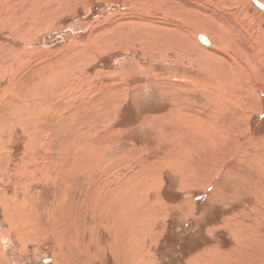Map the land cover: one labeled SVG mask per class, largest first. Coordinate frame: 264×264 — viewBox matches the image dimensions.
<instances>
[{
	"label": "rangeland",
	"instance_id": "1",
	"mask_svg": "<svg viewBox=\"0 0 264 264\" xmlns=\"http://www.w3.org/2000/svg\"><path fill=\"white\" fill-rule=\"evenodd\" d=\"M6 1L0 264H264V62L238 91L184 47L264 61V5Z\"/></svg>",
	"mask_w": 264,
	"mask_h": 264
},
{
	"label": "bare ground",
	"instance_id": "2",
	"mask_svg": "<svg viewBox=\"0 0 264 264\" xmlns=\"http://www.w3.org/2000/svg\"><path fill=\"white\" fill-rule=\"evenodd\" d=\"M5 1L6 0H0V5H4L3 3H5ZM8 1V0H7ZM6 1V2H7ZM20 1V0H19ZM34 1H36V0H31L30 2H32V3H34ZM37 1H41V4H45L42 0H37ZM48 3L47 4H49L50 2H52V0H46ZM138 1V0H137ZM140 1H142V0H140ZM151 1V0H150ZM150 1L149 0H146L144 3H150ZM154 1H156V0H154ZM163 1V3H165V0H162ZM171 1V0H170ZM175 1H180V2H182V0H175ZM228 1V3H230V4H236L235 6L237 7V4H240V2H243V1H246V2H248L247 0H227ZM257 3H258V5H264L263 4V2H264V0H255ZM9 2V1H8ZM23 1L21 0V3H22ZM153 2V1H152ZM12 3V2H11ZM11 3L8 5V9H9V7H16V3H12L13 4V6L11 5ZM19 3V2H18ZM163 3H162V6H165V5H163ZM171 3V2H170ZM173 3V2H172ZM212 3H214V4H223L222 3V1L221 0H212ZM23 5L25 4V6H28V4H30L29 2L28 3H25V2H23L22 3ZM27 4V5H26ZM158 3H156L155 5H157ZM213 4V5H214ZM242 4V3H241ZM19 5H21V4H18L17 5V7H19L20 9L22 8V7H20ZM33 5V4H32ZM148 5V4H147ZM161 5V4H160ZM40 5L39 4H37V2L36 3H34V5L31 7L32 9H34V8H36V7H39ZM47 6V5H46ZM187 6V5H186ZM1 8V7H0ZM24 8V7H23ZM25 8H27V7H25ZM30 8V7H29ZM19 9V10H20ZM18 10V11H19ZM5 11V10H4ZM14 11V10H13ZM12 12V11H11ZM4 13V12H3ZM7 13V12H6ZM33 14V13H32ZM29 15V14H28ZM6 16V15H5ZM22 16V15H21ZM20 15L17 17V23L18 24H21V23H23V21H24V17H21ZM6 17H10V16H6ZM5 17V18H6ZM32 17V16H31ZM213 17V16H212ZM4 18V17H3ZM14 18V17H13ZM12 18V19H13ZM9 19V18H8ZM11 19V20H12ZM1 21H2V18L0 19ZM213 21V20H212ZM11 22V21H10ZM221 22L222 21H220L218 18H216L215 17V19H214V23H219L218 24V28H220V24H221ZM204 23V22H203ZM2 24V23H1ZM4 24V23H3ZM122 25V24H121ZM210 25V24H209ZM3 26V25H2ZM18 26H20V25H18ZM211 26V25H210ZM21 28V27H20ZM201 28V27H200ZM206 28V27H205ZM164 30H166V29H164ZM202 30V29H201ZM167 31V30H166ZM197 31H198V29H197ZM200 31V30H199ZM196 32L195 34H194V38L192 39V41H191V43H193V44H191L189 41H187L185 44H184V47L185 48H195V49H197V50H199V52H201L199 55H202V56H204L207 60H209V68L207 69L208 71H209V73L210 74H214V76L216 77V79L217 80H220V82H222V81H224V84L227 86V87H233L234 85H232L234 82H236V83H239L240 84V87H238L237 89H238V91H241L243 88L245 89V85H243L242 84V82L241 81H243L242 79H245V78H249V74L251 73V74H253V73H255V72H259V70H261L260 69V67L263 65V63L262 62H264L263 60H262V58H261V56L259 55V53H261L260 51H262V49H261V47L258 45V44H252L253 42H251V45L250 46H247V45H240V46H238V47H240L239 48V50H240V54L242 55V57L241 58H239L236 54H232L233 55V57L229 60V59H227V55H226V53H222L221 52V49H226V48H228L229 49V43H230V41L229 40H227L226 38L224 39V37H222V36H219L220 37V39H219V41L217 40L218 38H216V40H217V42H220L219 44H220V46H219V48H215L213 45H212V42L210 43V41H209V39L207 38V36L203 33V32ZM218 31V30H217ZM165 32V31H164ZM206 32H208V31H206ZM219 32V31H218ZM220 33V32H219ZM222 34V33H221ZM181 35V34H180ZM209 35V34H208ZM234 35V34H233ZM139 36V35H138ZM225 36V35H224ZM157 37V36H156ZM181 37V36H180ZM255 37V36H254ZM190 39V38H189ZM222 39H224V40H222ZM175 40V39H174ZM178 40V39H177ZM180 40V39H179ZM211 40V39H210ZM183 41H182V39H181V43H182ZM244 43V42H243ZM250 43V42H249ZM148 44V43H147ZM176 44V43H175ZM192 45H194V46H192ZM264 50V49H263ZM263 53V52H262ZM203 57V58H204ZM230 57V56H229ZM257 57V58H256ZM243 58V59H242ZM203 60V59H202ZM252 60H254L253 62H252ZM256 60V61H255ZM17 61V60H16ZM208 62V61H207ZM202 64V63H201ZM207 64V63H206ZM203 65V64H202ZM208 65V64H207ZM206 65V66H207ZM20 68V67H19ZM201 68V67H200ZM263 68V67H262ZM207 72V71H206ZM260 74H261V72H260ZM260 74H258L257 73V75H260ZM254 75V74H253ZM252 75V76H253ZM247 76V77H246ZM251 76V77H252ZM58 77V76H57ZM250 77V78H251ZM259 77V76H258ZM259 81H260V79H259ZM223 83V82H222ZM245 83V82H244ZM222 85V84H221ZM220 85V86H221ZM232 85V86H231ZM236 86V85H235ZM222 89V88H221ZM229 90V89H228ZM223 91V90H222ZM225 91V90H224ZM231 93V92H230ZM226 95V94H225ZM227 96V95H226ZM222 99V98H221ZM236 99H237V97H236ZM219 106V105H218ZM239 108V107H238ZM223 136H224V134H223ZM70 154V153H69ZM189 156V155H188ZM187 175V174H186ZM126 185V184H125ZM130 187V186H129ZM133 188V187H132ZM146 197V196H145ZM112 199V198H111ZM142 198H140V200H141ZM143 200V199H142ZM110 201V200H109ZM144 201H145V199H144ZM107 202V204H111V203H108V200L106 201ZM105 202V203H106ZM139 203V202H138ZM143 203V202H142ZM114 204H115V201H114ZM112 205V204H111ZM116 205V204H115ZM106 206V205H105ZM106 208V207H105ZM117 208V207H116ZM135 208V207H134ZM133 208V211L135 210ZM107 209V208H106ZM113 211L114 210V208H112V206H111V208L110 209H107V211ZM132 212V211H131ZM130 212V213H131ZM155 212V211H154ZM117 213V212H116ZM125 214V213H124ZM115 215V214H114ZM135 217V216H134ZM123 218V217H122ZM119 219V218H118ZM130 219H131V217H130ZM144 219V218H143ZM122 220V219H121ZM148 220V219H147ZM123 221V220H122ZM144 223V222H143ZM142 223V224H143ZM138 226V225H137ZM129 229H131V228H129ZM148 229V227H144L142 230H140V232H139V235H141V234H143V232H144V230H147ZM150 231V230H149ZM149 231H148V233H149ZM131 232V231H130ZM136 234V233H135ZM138 235V236H139ZM136 236V235H135ZM137 239L139 238V237H136ZM140 239V238H139ZM245 239V238H244ZM252 239H254V238H252ZM246 240H248V239H246ZM251 241V240H250ZM122 242V241H121ZM140 242H142V241H140ZM119 243H120V241H119ZM121 244V243H120ZM134 243H132V244H129V246H130V250H131V247H134V245H137V244H134ZM129 246L127 245V249H129ZM247 246V245H246ZM117 248V247H116ZM124 248V247H123ZM133 249V248H132ZM129 250V251H130ZM128 251V252H129ZM131 252V251H130ZM125 253H126V251H125ZM133 253V252H132ZM230 253V252H229ZM139 254V253H138ZM210 254V253H209ZM215 255V254H214ZM230 256V255H229ZM229 256H227L226 255V257H225V259H223L222 258V261H224L226 264L227 263H230V261H228L229 260ZM125 257H127V255L125 256ZM139 257V256H138ZM144 258V257H143ZM136 261H138L137 259H136ZM127 263L128 264H145L144 262H141V261H139V262H137V263H135L133 260H129V261H127ZM213 264V263H212Z\"/></svg>",
	"mask_w": 264,
	"mask_h": 264
}]
</instances>
